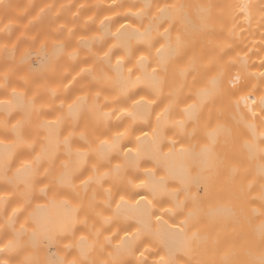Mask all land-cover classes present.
I'll use <instances>...</instances> for the list:
<instances>
[{"label":"bare ground","instance_id":"obj_1","mask_svg":"<svg viewBox=\"0 0 264 264\" xmlns=\"http://www.w3.org/2000/svg\"><path fill=\"white\" fill-rule=\"evenodd\" d=\"M0 264H264V0H0Z\"/></svg>","mask_w":264,"mask_h":264},{"label":"snow or ice","instance_id":"obj_2","mask_svg":"<svg viewBox=\"0 0 264 264\" xmlns=\"http://www.w3.org/2000/svg\"><path fill=\"white\" fill-rule=\"evenodd\" d=\"M121 199H123V197H121Z\"/></svg>","mask_w":264,"mask_h":264}]
</instances>
